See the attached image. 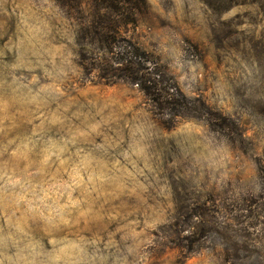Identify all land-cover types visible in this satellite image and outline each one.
Listing matches in <instances>:
<instances>
[{
  "label": "rangeland",
  "instance_id": "374dc122",
  "mask_svg": "<svg viewBox=\"0 0 264 264\" xmlns=\"http://www.w3.org/2000/svg\"><path fill=\"white\" fill-rule=\"evenodd\" d=\"M116 1L0 0V264H264V0Z\"/></svg>",
  "mask_w": 264,
  "mask_h": 264
},
{
  "label": "trees",
  "instance_id": "16d2710c",
  "mask_svg": "<svg viewBox=\"0 0 264 264\" xmlns=\"http://www.w3.org/2000/svg\"><path fill=\"white\" fill-rule=\"evenodd\" d=\"M91 1H92L91 4L93 5L92 8L95 9L98 13L102 11L104 15H110L113 12L114 13L119 12V9H118L119 1H116V0H91ZM109 19L110 18L108 17V18L101 20L102 24L104 23L103 25L105 26L106 24H109L111 26ZM99 24H100V21L98 22V25ZM135 65L137 66V68H135V71H134L135 77H133L132 80L133 82L137 84L139 90L148 99H150L152 102L158 105H164V104L172 105L174 103L173 96H172L174 87L167 85L168 84L167 80L164 79L163 75L159 73L158 71L149 72L147 73V75L143 74L138 64H134V66ZM122 70L126 71V69H122Z\"/></svg>",
  "mask_w": 264,
  "mask_h": 264
}]
</instances>
